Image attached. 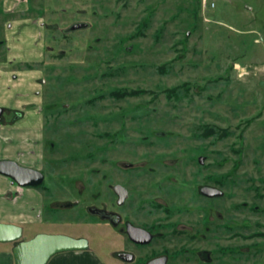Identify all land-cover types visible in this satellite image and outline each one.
<instances>
[{
	"label": "rangeland",
	"instance_id": "obj_1",
	"mask_svg": "<svg viewBox=\"0 0 264 264\" xmlns=\"http://www.w3.org/2000/svg\"><path fill=\"white\" fill-rule=\"evenodd\" d=\"M27 2L24 13L47 25L43 113L30 130L38 142L17 147L42 166L44 202L81 205L17 206L1 192L0 219L15 216L27 237L86 236L103 264H118L122 234L84 205L116 208L110 184L123 182L121 213L169 248L209 250L212 264H264V0H215L204 12L200 0ZM77 21L87 25L70 29ZM12 133L0 125L2 155L16 152ZM205 183L223 194L203 196Z\"/></svg>",
	"mask_w": 264,
	"mask_h": 264
},
{
	"label": "crops",
	"instance_id": "obj_2",
	"mask_svg": "<svg viewBox=\"0 0 264 264\" xmlns=\"http://www.w3.org/2000/svg\"><path fill=\"white\" fill-rule=\"evenodd\" d=\"M27 1L0 0L1 11L4 14L2 38H0V46L4 45L3 56L0 55V105L9 109L21 110L23 113L21 118L5 121L3 125L6 129L13 130L11 138L13 145L23 142L26 147L28 144L31 146L32 142H38L37 136L31 135L33 133L30 130H39L36 117L42 113L40 89L42 76L37 64L43 60V27L45 26V22L39 20L37 16L24 13L25 9L29 8V5L24 6L28 3ZM246 30H254V28ZM256 39L254 38L255 41ZM24 63H36V65L30 68L23 67ZM23 120L26 122L22 123ZM23 130L29 131L30 135L26 132L25 135L19 136L18 141L15 134ZM25 139L28 144L25 143ZM7 153H12V151ZM0 243V264H14L11 251L13 242L0 241ZM46 264L103 263L93 251L81 249L57 252L49 258Z\"/></svg>",
	"mask_w": 264,
	"mask_h": 264
},
{
	"label": "flooded vegetation",
	"instance_id": "obj_3",
	"mask_svg": "<svg viewBox=\"0 0 264 264\" xmlns=\"http://www.w3.org/2000/svg\"><path fill=\"white\" fill-rule=\"evenodd\" d=\"M43 108V106H42ZM5 112L10 114L9 119L6 120L4 117ZM43 113V109H42ZM13 113L3 110L0 118V125L4 124V121L9 120H17L18 118H21L23 116V113L21 111V114H17V116L13 117ZM13 117V118H12ZM14 145V153H5L1 154L3 152V144H0V159H12L15 160L18 164L23 166H29L33 168L40 169L43 174V180L34 185H20L15 180H13L10 176H7L5 174L0 173V193L5 194V197H9L13 199L14 201H17V206H79L80 199L75 198L73 200H66V201H58V200H50L48 202H44L43 199V192L39 189V186L43 184L45 180V173L42 170V166L38 165L36 161L31 160L28 155V152H32V149H29L27 152L26 150L22 151L19 149V145ZM5 152V151H4ZM15 156V157H13ZM38 162V161H37ZM125 166V168L131 167L132 164H128ZM120 184L126 189V196L124 197L123 201L121 203L118 202L119 195L114 190L113 185ZM202 185H211L216 186L213 184H202ZM201 187V186H200ZM219 187V186H216ZM110 188L112 191V194L115 196V206L116 208L106 209L104 207H96L94 205H84L87 206L86 209L92 214L100 217L103 220L108 221L113 228H115L116 232L119 234H122L116 243V248L112 251V255L115 257L118 264H212L213 263V254L209 250H202L201 248H196V246H188V245H182L180 242L173 248H169L168 245L164 244L162 242L161 238H164L162 235H156L155 231L152 229L144 226L143 224H139L134 222L131 218L125 217L119 208H122L123 204L125 203L127 197L129 196V186L126 185L123 182H113L110 184ZM220 188V187H219ZM221 189V188H220ZM30 192V198L27 197V194L29 195ZM200 192V188H199ZM0 194V195H1ZM205 197H217V196H208L200 192ZM8 198V199H9ZM53 202L55 205H52ZM46 203V204H43ZM52 203V204H51ZM57 204V205H56ZM15 205V206H16ZM0 206H5L4 204H0ZM109 213H112V217H109ZM15 216H10L8 219H0V221L4 222H12L16 224H20L18 222H15ZM131 224L137 227H141L151 234L149 236L148 241H137L134 239L127 231V225ZM23 226V225H22ZM23 233H24V227H23ZM35 234V233H34ZM32 236V235H31ZM29 236V237H31ZM74 236V235H73ZM83 236V235H78ZM86 237V236H85ZM22 238H28L27 236H24ZM144 237H142L143 239ZM156 238L159 239V241H154ZM157 242V243H156ZM193 242V239L192 241Z\"/></svg>",
	"mask_w": 264,
	"mask_h": 264
},
{
	"label": "water",
	"instance_id": "obj_4",
	"mask_svg": "<svg viewBox=\"0 0 264 264\" xmlns=\"http://www.w3.org/2000/svg\"><path fill=\"white\" fill-rule=\"evenodd\" d=\"M87 22L77 21L69 28L75 29L86 26ZM4 107L0 105V118ZM0 173L10 176L20 185H34L43 180L44 174L40 169L23 166L12 159H0ZM118 193V202L126 196V189L120 185H113ZM200 192L208 196L222 195L223 190L216 186L202 185ZM109 213V217H112ZM128 233L137 241H148L149 231L131 224L127 225ZM23 237V226L12 222L0 221V241L13 242L11 251L14 264H46L49 258L60 251L81 250L89 246L85 236H73L62 232H36L31 237ZM142 237H144L142 239Z\"/></svg>",
	"mask_w": 264,
	"mask_h": 264
},
{
	"label": "trees",
	"instance_id": "obj_5",
	"mask_svg": "<svg viewBox=\"0 0 264 264\" xmlns=\"http://www.w3.org/2000/svg\"><path fill=\"white\" fill-rule=\"evenodd\" d=\"M46 24V23H45ZM45 26H47V25H45ZM58 55H60V53H58ZM34 65H36L35 63H24L23 64V67H34ZM169 90L171 91V92H173V93H175V87H172V88H169ZM131 93H136V90H127V89H125V90H119V89H112V90H110L109 91V94L111 95V96H113V97H124L125 95H127V94H131ZM102 94H99V96H101ZM4 109L6 110V111H9V112H12L14 115H13V117L15 116H17V114L19 113V115L21 114V110H17V109H9V108H5L4 107ZM12 117V118H13ZM207 128V130H205L206 132V134L207 133H211V134H213V133H215V129L213 128V127H206Z\"/></svg>",
	"mask_w": 264,
	"mask_h": 264
},
{
	"label": "built area",
	"instance_id": "obj_6",
	"mask_svg": "<svg viewBox=\"0 0 264 264\" xmlns=\"http://www.w3.org/2000/svg\"><path fill=\"white\" fill-rule=\"evenodd\" d=\"M201 2V9L202 11H206L208 7H214L215 6V0H200ZM204 19L207 20L208 17L204 16Z\"/></svg>",
	"mask_w": 264,
	"mask_h": 264
}]
</instances>
